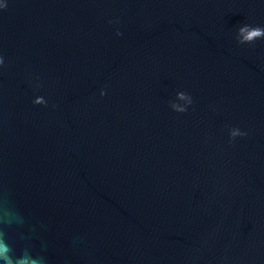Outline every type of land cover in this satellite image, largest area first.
Wrapping results in <instances>:
<instances>
[{
	"label": "water",
	"instance_id": "95a60500",
	"mask_svg": "<svg viewBox=\"0 0 264 264\" xmlns=\"http://www.w3.org/2000/svg\"><path fill=\"white\" fill-rule=\"evenodd\" d=\"M0 239L264 264V0H0Z\"/></svg>",
	"mask_w": 264,
	"mask_h": 264
},
{
	"label": "clouds",
	"instance_id": "9594fccd",
	"mask_svg": "<svg viewBox=\"0 0 264 264\" xmlns=\"http://www.w3.org/2000/svg\"><path fill=\"white\" fill-rule=\"evenodd\" d=\"M4 8H6V6ZM241 31L244 32L247 31V29H241ZM260 35L261 30L257 28L249 31L248 35L245 38L252 39ZM10 253L11 248L4 242V240L0 239V260H3L4 264H35L32 257L26 253L22 254L19 257H13L12 255H10Z\"/></svg>",
	"mask_w": 264,
	"mask_h": 264
}]
</instances>
